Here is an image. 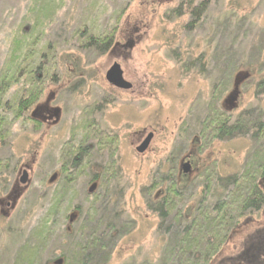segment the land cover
<instances>
[{
  "label": "rangeland",
  "instance_id": "obj_1",
  "mask_svg": "<svg viewBox=\"0 0 264 264\" xmlns=\"http://www.w3.org/2000/svg\"><path fill=\"white\" fill-rule=\"evenodd\" d=\"M201 3L206 11L188 28L190 8ZM111 32L113 45L102 56L82 48L81 36ZM17 42L53 55L46 64L43 94L29 109L48 111V123L35 127L29 112L15 118L8 106L19 96L21 84L8 88L0 107V120H6L0 125V264H12L50 210L58 184L71 178L72 189L61 195L58 225L39 264H49L66 250L61 240H66L68 215L75 222L70 235L84 219L92 218L100 228L109 220L118 225L120 230L109 235L113 249L107 264L157 262L166 243L165 227L157 233L158 219L147 210L143 188L168 172L169 163L177 177H196L215 163L221 175L238 173L250 150L248 140L236 139L205 145L196 155L200 143L185 138V131L210 103L233 115L257 105L250 82L237 88L234 107L225 102L237 73L260 78L245 66L256 61V43H264V0H0V78ZM114 63L132 90L105 81ZM85 123L92 125L87 128L91 134ZM101 132L103 138L115 137L112 149L99 150ZM80 145L89 148L84 166L78 171L64 166L62 179L49 181L48 175L61 168L65 150ZM111 156L113 178L103 187L100 180L91 182ZM186 163L191 175L182 170ZM22 171L30 181L24 187L18 182ZM260 184L264 189V179ZM258 248H264V210L242 219L210 264L249 261Z\"/></svg>",
  "mask_w": 264,
  "mask_h": 264
},
{
  "label": "trees",
  "instance_id": "obj_2",
  "mask_svg": "<svg viewBox=\"0 0 264 264\" xmlns=\"http://www.w3.org/2000/svg\"><path fill=\"white\" fill-rule=\"evenodd\" d=\"M205 9V3L190 8L188 28L198 24L206 11ZM176 15L181 16L178 11ZM112 34V32L97 36L89 34L87 37L83 35L81 36L82 48L95 51L102 56L113 45L114 35ZM22 45L17 42L16 46L19 48L15 47L14 50H11L8 66L0 78V107L1 100L8 88L19 82L21 84L20 90L17 92L19 96L17 95V98L14 99L12 106H8L15 118L27 113L41 98L44 90L43 79L48 74L46 64L53 56L48 50L46 53H39L37 50H32L28 44ZM263 45L256 43L260 54L256 53V61L245 66L257 73L260 78L256 81L253 78H248L243 83H254L257 105L233 115L225 106L217 107L214 102L210 103L205 107L202 115L196 116L194 124L189 126L190 129L185 131V138L195 137L197 144L200 143L196 155L202 153L205 145L210 146L213 142L248 140L250 150L243 166L238 173L221 175L215 163L203 168V171L196 177L190 178L187 177V174L177 177L174 173L175 167L173 169L169 163L171 167L168 172L161 174V177H154L152 183L143 188V192L147 210L158 219L157 233L165 227L163 234L166 237V243L163 244L161 256L157 262L143 260L140 264H210L235 228L238 227L240 221L264 210V189L260 187L261 179H264ZM24 46H27V51ZM241 72L251 76L248 71ZM54 76H52V81H55ZM5 122L6 120L4 121L2 118L0 125ZM88 126L92 125L85 123L83 126L88 131L87 135L93 132L87 129ZM183 126H181V131ZM94 133L96 132L94 131ZM98 136L99 150L105 147L112 149L115 137L106 135L103 138L102 132ZM88 152L89 148L82 147V145L67 149L62 165L73 167L78 171L84 166ZM112 158L111 156L109 162L102 166L99 177L95 174L91 177V182L97 184L95 182L100 180L102 187L107 185L109 179L113 178L110 177L112 174L109 175L113 171L112 165L115 163ZM175 158L173 161L176 160ZM182 161L183 158L180 162ZM189 166L191 165L189 164ZM191 174L192 171L189 175ZM105 175H109V177H105ZM69 180L71 181L63 180L58 184L50 210L45 213L30 232L28 239L19 247L12 264H39V257L43 249H46L53 229H56L58 225L56 217L61 213L58 207L63 198L61 195H64L68 189H72L69 184H72L74 179ZM104 188L105 191L108 190L106 187ZM157 189L159 191L154 194L153 192ZM87 192L91 196L95 191L90 193V190H87ZM76 209L79 210V207ZM74 215L77 219V215ZM66 220L68 228L75 223H72L73 219H69V215ZM93 222L92 218L84 219L72 235L65 228L63 238L66 240L61 241L62 244L63 241H66V245H62V247H66L67 251L64 250L59 257L51 258L49 264H107L113 249L109 243L112 240L109 235L120 229L111 220L106 224L101 221L103 228H100L101 225L93 226Z\"/></svg>",
  "mask_w": 264,
  "mask_h": 264
},
{
  "label": "flooded vegetation",
  "instance_id": "obj_3",
  "mask_svg": "<svg viewBox=\"0 0 264 264\" xmlns=\"http://www.w3.org/2000/svg\"><path fill=\"white\" fill-rule=\"evenodd\" d=\"M131 86V88L128 90V91H130V90H132V85H130ZM122 91H125V90H122ZM127 91V90H126ZM35 106L36 105H34V108H35ZM27 112H29V110L27 111ZM26 114V113H25ZM29 119H31L32 121L31 122H33L35 125V127L36 126H38L39 124L40 125H42L44 122H47L48 123V111H44L43 112V114H41V113H39V111L36 109H32L31 110V112H29ZM40 120H44V121H40ZM44 124H46V123H44ZM180 163V162H179ZM71 168H73V167H71ZM74 169V168H73ZM73 169H71L72 171H73ZM182 170L184 171V168H183V165H182ZM66 172L65 171V167L62 165L61 166V168L59 169V171L58 172H54V173H50V175H48L49 176V181H50V178L51 177H56V179H57V181L59 180V178H61L60 176H61V172ZM191 171V170H190ZM70 172V171H69ZM68 173V172H67ZM179 173H180V171H179ZM178 173V174H179ZM53 175V176H52ZM180 175V174H179ZM26 176H28V174H27V172L26 171H22L21 172V178L19 179L18 178V182H20L21 184H22V187H24L23 186V183L25 182V184L27 185V183L29 184L30 183V181H29V179L27 180V178L28 177H26ZM100 175H97V177H99ZM15 182H16V188H20L21 186H19L18 184H17V180H15ZM56 183V182H55ZM20 184V185H21ZM24 184V185H25ZM19 191L20 190H17V192L19 193ZM9 203H7V205H8ZM51 207H49V209H50ZM74 212H76V215H77V210H75ZM67 229H68V227H66ZM68 232H69V230H68ZM249 261H247V260H242V262H245V263H251V262H253V264H264V248H258V250H256V252L255 253H253V255H251V256H249ZM231 262H233L234 264H243L242 262H237V260L235 259H233V260H231Z\"/></svg>",
  "mask_w": 264,
  "mask_h": 264
},
{
  "label": "water",
  "instance_id": "obj_4",
  "mask_svg": "<svg viewBox=\"0 0 264 264\" xmlns=\"http://www.w3.org/2000/svg\"><path fill=\"white\" fill-rule=\"evenodd\" d=\"M105 81L113 88H118L119 90H129L131 88L130 84H127V82L123 79V72L121 68L119 67V64L114 63L110 66V68L105 73ZM248 79V75L243 73H238L234 78L233 83V91L229 97V99L226 100V104L229 105L230 108L235 106V100H236V91L237 88L242 85V83ZM232 105V106H231ZM184 173L190 172V166L188 163L183 164ZM94 187L90 189V193L93 192Z\"/></svg>",
  "mask_w": 264,
  "mask_h": 264
}]
</instances>
